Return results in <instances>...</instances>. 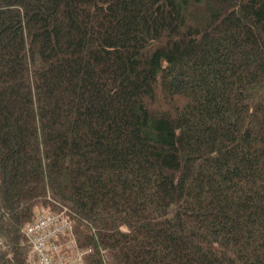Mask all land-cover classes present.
Here are the masks:
<instances>
[{
  "label": "trees",
  "instance_id": "trees-1",
  "mask_svg": "<svg viewBox=\"0 0 264 264\" xmlns=\"http://www.w3.org/2000/svg\"><path fill=\"white\" fill-rule=\"evenodd\" d=\"M38 204L85 264H264V0H0V263Z\"/></svg>",
  "mask_w": 264,
  "mask_h": 264
},
{
  "label": "built area",
  "instance_id": "built-area-1",
  "mask_svg": "<svg viewBox=\"0 0 264 264\" xmlns=\"http://www.w3.org/2000/svg\"><path fill=\"white\" fill-rule=\"evenodd\" d=\"M22 234L28 247L25 264H85V251L78 247L65 216L39 211L31 222L24 224ZM65 234L69 237L63 247L61 240Z\"/></svg>",
  "mask_w": 264,
  "mask_h": 264
},
{
  "label": "rangeland",
  "instance_id": "rangeland-1",
  "mask_svg": "<svg viewBox=\"0 0 264 264\" xmlns=\"http://www.w3.org/2000/svg\"><path fill=\"white\" fill-rule=\"evenodd\" d=\"M46 199L51 203V205H55L56 206V202L51 198V196H49L48 195V197H46ZM57 209H52L51 207H47V206H43V205H41V204H38V205H36V207H35V209H34V213H35V211H37V213L39 212V211H48V212H50V213H54V214H60V215H62V216H65L68 220H69V222H70V224H71V227L73 226L72 225V221L69 219V217L67 216V215H69L68 213H69V211L67 210V208H65V207H59V205H57ZM36 213V214H37ZM36 214H32V217L31 218H34V216L36 215ZM22 229V228H21ZM71 233H72V235H73V229L71 228ZM74 235H75V233H74ZM73 235V236H74ZM76 236V235H75ZM68 234H65L64 236H63V239L61 240V244L63 245V247L67 244V242H68ZM77 238V237H76ZM2 241V240H1ZM76 242H78L77 240H76ZM21 245H23V243H21ZM24 247H25V259H26V254H27V246H26V244L24 243ZM80 249H83V250H85L86 251V254H88L90 251H89V249L88 248H86V249H84V248H81V247H79ZM4 250V248L2 247V244H1V242H0V251H3ZM85 254V255H86ZM10 256H6V259H8ZM0 264H2V263H0ZM25 264V263H24Z\"/></svg>",
  "mask_w": 264,
  "mask_h": 264
},
{
  "label": "bare ground",
  "instance_id": "bare-ground-1",
  "mask_svg": "<svg viewBox=\"0 0 264 264\" xmlns=\"http://www.w3.org/2000/svg\"><path fill=\"white\" fill-rule=\"evenodd\" d=\"M33 220V218H31V220L30 221H28V222H26V223H29V222H31ZM72 229H73V226H72ZM21 234H22V232H21ZM73 235H74V232H73ZM22 237H23V242H21V243H23V245H24V243L26 244V239H25V237L23 236V234H22ZM74 237V239H75V235L73 236ZM76 240V239H75ZM25 246V245H24ZM25 263H26V259H25Z\"/></svg>",
  "mask_w": 264,
  "mask_h": 264
}]
</instances>
